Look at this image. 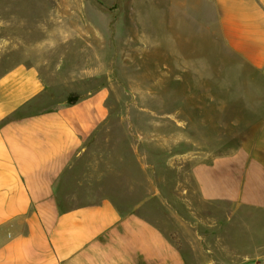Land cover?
<instances>
[{
  "label": "crops",
  "instance_id": "obj_1",
  "mask_svg": "<svg viewBox=\"0 0 264 264\" xmlns=\"http://www.w3.org/2000/svg\"><path fill=\"white\" fill-rule=\"evenodd\" d=\"M4 2L0 264H189L137 207L60 205L66 172L110 116L112 87L100 79L123 67L134 80L160 75L148 89L192 123L189 137L209 155L192 168L201 198L264 216V0H125L123 39L95 0L38 5L32 26ZM186 137L179 131V146Z\"/></svg>",
  "mask_w": 264,
  "mask_h": 264
},
{
  "label": "rangeland",
  "instance_id": "obj_2",
  "mask_svg": "<svg viewBox=\"0 0 264 264\" xmlns=\"http://www.w3.org/2000/svg\"><path fill=\"white\" fill-rule=\"evenodd\" d=\"M95 1L110 18L112 39L116 33L128 37L129 25L122 24L129 18L125 0ZM44 2L5 0L3 5L32 26L43 18L38 5L54 3ZM153 76L138 74L134 80L123 67L100 79L112 87L110 116L66 172L60 205L68 209L110 198L121 210L137 207L183 248L189 264H264V216L201 198L192 168L198 156L209 155L189 137L192 123L178 121L176 99L148 89L161 83L160 75ZM179 131L187 136L181 146Z\"/></svg>",
  "mask_w": 264,
  "mask_h": 264
},
{
  "label": "trees",
  "instance_id": "obj_3",
  "mask_svg": "<svg viewBox=\"0 0 264 264\" xmlns=\"http://www.w3.org/2000/svg\"><path fill=\"white\" fill-rule=\"evenodd\" d=\"M76 100H77V98H74V97H69L68 98V102L71 103V104L74 103Z\"/></svg>",
  "mask_w": 264,
  "mask_h": 264
}]
</instances>
